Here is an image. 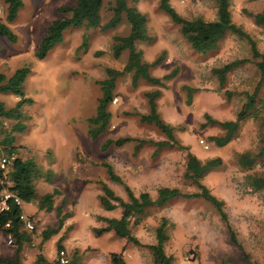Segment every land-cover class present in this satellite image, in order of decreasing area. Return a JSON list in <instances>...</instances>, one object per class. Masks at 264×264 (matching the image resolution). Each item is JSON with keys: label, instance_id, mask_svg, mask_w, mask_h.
I'll return each mask as SVG.
<instances>
[{"label": "rangeland", "instance_id": "1", "mask_svg": "<svg viewBox=\"0 0 264 264\" xmlns=\"http://www.w3.org/2000/svg\"><path fill=\"white\" fill-rule=\"evenodd\" d=\"M75 0H22L16 17L5 21V3L0 0V20L16 34L15 41L0 35V71L8 76L15 68L26 66L23 80L24 94L31 102L21 107V130L14 136L16 155L33 159L40 174L34 179L37 196L57 188L53 208H39L37 198L24 202V212L32 216L34 229L26 230L28 239L22 241L19 256L23 263L31 262L40 252L52 260L57 242L65 249L74 264H111L112 253H120L124 264H157L142 244L126 242L111 231L95 234L93 227L104 225L98 215L118 216L119 208L106 210L100 206L97 180L106 182L112 190L125 198L122 184L108 178L102 161L110 163L133 193L147 191L153 197L161 185L175 186L181 191H194L196 186L183 176L186 151L200 160L219 156L221 164L200 181L216 197L222 199L228 228L213 206L200 197H175L163 205L147 208L146 215L131 232L141 243H151L154 227L161 216L167 219V239L164 251L172 256V264H264V188H253L246 171L235 160V153L254 152L264 133V105L256 114L246 113L238 121L234 137L223 145H215L210 135H220L223 129L208 123L204 114L224 120L234 119L246 94L251 93L258 79L248 39L226 32L215 48L199 53L190 48L178 27L158 8V0L129 1L146 16L149 40H139L144 61L160 56L159 63L148 68L151 75L162 76V85L138 78L130 82V72L115 79L113 97L109 103L110 117L106 128L95 138L86 133L87 116L94 112L99 95L97 79L105 76V67L120 69L127 50L113 56L110 44L114 35L125 34L128 24L122 16L119 23L104 31L93 27H66L62 39L43 58L33 55L36 43L46 23L67 13L58 12V5L74 4ZM112 0H103L100 23L110 15ZM185 17L215 16L214 0H169ZM231 19L241 26L264 53V24H257L248 14L264 10V0H229ZM86 35V49H77L82 35ZM235 58L245 61L226 72L219 85L210 68ZM191 87L190 101L186 102ZM159 89L155 97L159 116L173 126L176 144L155 147L143 142L134 151L135 140L100 148L105 138L129 135L135 138L159 140L165 135L152 123L142 122L139 113L148 111L146 91ZM256 98L264 102V78L256 91ZM16 97L0 92V100L11 106ZM13 119H3L8 130ZM1 137V131H0ZM255 171L264 176V164L257 163ZM56 231L42 239L41 231L58 225ZM26 210V211H25ZM6 242L0 231V256H13L14 244Z\"/></svg>", "mask_w": 264, "mask_h": 264}, {"label": "trees", "instance_id": "2", "mask_svg": "<svg viewBox=\"0 0 264 264\" xmlns=\"http://www.w3.org/2000/svg\"><path fill=\"white\" fill-rule=\"evenodd\" d=\"M5 3V21L13 20L19 8L22 5V0H3ZM129 1L134 0H112L109 5L110 15L108 19L100 23V8L103 0H75L74 4L58 5V12L67 13L46 23L44 31L40 35L33 51L35 58H43L47 52L62 39V32L66 27H93L104 31L108 28L117 25L123 16L129 28L125 34L114 35L113 41L110 44L113 56H118L123 49L127 50V55L120 69L105 67V76L97 79L99 87V95L96 98L94 112L87 116L86 133L89 137H97L107 126L110 110L108 108L111 98L113 97V89L115 79L123 72H130V82L134 85L138 78L149 81L150 83L162 85L163 79L168 78L173 70L165 73L162 76L151 75L148 68L159 63L160 56L155 57L152 61H144L141 57V50L135 46L139 40H149L150 36L146 31V16L138 10ZM215 16L212 19H205L202 16L185 17L178 13L170 4L169 0H158V8L163 11L171 22L175 23L181 36L189 44L190 48L196 52L204 53L216 47L218 40L226 33H235L246 37L250 43V50L253 57H256L254 64L258 71V79L251 93H247L234 119H216L208 114H204L208 123L219 125L223 129L220 135H210L209 139L215 145H223L234 137L238 130V121L246 113L256 114L258 107L264 105L262 99L256 98V91L259 84L264 78V53L255 48L253 41L248 33L244 31L240 25L234 23L231 19L229 0H214ZM253 21L257 24H264V10L248 13ZM0 35L4 36L9 41H15L16 34L9 28L6 22L0 20ZM87 38L82 35L77 49H86ZM244 58H235L226 61L220 65L210 68L217 79L219 85H222L225 80L226 72L233 66L244 62ZM28 73L26 66L15 68L8 76L0 71V92H8L13 94L16 99L11 106H5L0 100V152H16V146L13 143L14 136L11 132L21 130L23 123L21 107L23 104L31 102V98L24 94L23 80ZM187 97L186 102L190 101L191 87L186 85ZM159 89L146 91L148 111L139 113L138 118L142 122H148L155 125L164 135V139L152 140L135 138L129 135H122L115 138H105L100 148L105 149L109 144L118 146L129 140H135L133 145L134 151L143 143L150 142L155 147L163 145L176 144L177 141L173 135V126L165 122L156 111L155 97L159 94ZM250 113V114H251ZM3 119H13V123L8 130H4ZM235 160L239 166L246 171L245 177L249 184L255 188H264V176L255 171L254 166L257 163L264 164V133L260 139L259 145L254 152L242 151L235 153ZM222 160L219 156L208 157L200 160L195 154L186 151L184 160L183 176L196 186L194 191H181L178 187L161 185L156 188L155 195L151 197L147 191H139L133 193L131 188L122 181L120 176L113 170L110 163L102 161L108 178L116 181L123 186L125 198L116 194L112 188L103 180H97L100 192L97 194V200L100 206L106 210L119 208L118 216L98 215L104 223L102 226L93 227L95 234H101L106 231H111L115 236L124 238L126 242L144 245L150 252L152 261L157 264H172V256L165 253L164 241L167 239L166 225L167 219L165 216L159 218L158 223L154 227L155 240L151 243H141L138 238L132 234L131 225L138 224L146 215L147 208L150 206H161L168 200L175 197L192 198L200 197L210 203L219 215V218L224 222L229 230L231 241L235 242L234 234L227 221L226 212L223 208L222 199L212 194L209 189L200 181L202 176L211 169L219 166ZM40 170L36 162L28 157L15 156L11 162V166L7 171L8 180L2 178L0 170V191L7 188L18 195L22 201L28 202L37 198V205L49 211L53 208V196L59 193L57 188L37 196L34 179L40 174ZM59 215L58 225L55 227H47L41 231L42 239L47 238L51 233L55 232L61 223L63 214L60 213V207L56 208ZM20 207L11 200L9 207L0 212V231L4 234H10L11 241L15 246L13 256H0V264H52V260H47L42 253H36L34 259L29 263H23L19 256L21 243L28 239V234L22 228L18 218ZM31 218L32 216L29 215ZM9 221L8 226L4 223ZM34 229V228H33ZM32 229V230H33ZM56 248H62L57 242ZM73 259H69L66 264H74ZM111 264H124L120 253H112L110 256ZM246 264H255L247 261Z\"/></svg>", "mask_w": 264, "mask_h": 264}, {"label": "built area", "instance_id": "3", "mask_svg": "<svg viewBox=\"0 0 264 264\" xmlns=\"http://www.w3.org/2000/svg\"><path fill=\"white\" fill-rule=\"evenodd\" d=\"M17 156L15 152H0V170L2 173V178L6 179L7 183H10V180H8L7 171L11 166V162L14 159V157ZM14 202L18 207H20V211L18 212V218L20 220V224L23 229L25 230H32L34 227L33 219L23 211L22 204L23 201L21 198L16 195L14 192L7 188H3L0 191V212L3 210L8 209L9 207V201ZM9 221H6L4 223V226H8ZM6 240L8 243L11 242V236L10 234H5ZM68 256L63 248L57 249L54 258L52 259V264H66L68 262Z\"/></svg>", "mask_w": 264, "mask_h": 264}, {"label": "crops", "instance_id": "4", "mask_svg": "<svg viewBox=\"0 0 264 264\" xmlns=\"http://www.w3.org/2000/svg\"><path fill=\"white\" fill-rule=\"evenodd\" d=\"M53 205V204H52ZM22 209L24 210V208L22 207ZM112 210V209H111ZM26 211V210H25ZM115 216V215H114ZM5 235V234H4ZM6 237V236H5ZM7 242V240H6ZM8 243V242H7ZM13 245V244H12ZM14 246V245H13ZM14 253H15V246H14ZM29 263V262H28Z\"/></svg>", "mask_w": 264, "mask_h": 264}]
</instances>
